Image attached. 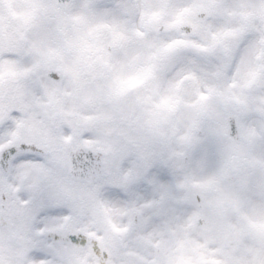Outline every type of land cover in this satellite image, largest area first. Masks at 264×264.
<instances>
[{
	"label": "snow or ice",
	"instance_id": "obj_1",
	"mask_svg": "<svg viewBox=\"0 0 264 264\" xmlns=\"http://www.w3.org/2000/svg\"><path fill=\"white\" fill-rule=\"evenodd\" d=\"M0 264H264V0H0Z\"/></svg>",
	"mask_w": 264,
	"mask_h": 264
}]
</instances>
